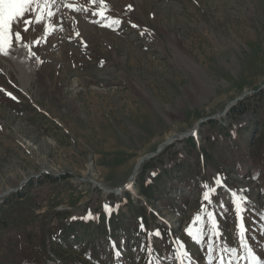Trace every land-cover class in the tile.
Wrapping results in <instances>:
<instances>
[{"label": "rangeland", "instance_id": "obj_1", "mask_svg": "<svg viewBox=\"0 0 264 264\" xmlns=\"http://www.w3.org/2000/svg\"><path fill=\"white\" fill-rule=\"evenodd\" d=\"M68 2L88 11L74 13L58 0L47 36L43 24L52 20L36 24L26 14L32 26L23 41L14 32L27 26L14 21L13 44L0 53V264H147L155 257L154 264H177L170 254L180 243L192 264H206L185 232L203 183L216 187L220 174L229 189L250 186L251 200L264 207V157L252 156L256 167L238 159L257 147L256 130L237 132L255 120L246 96L264 115V0H105L107 14L121 20L111 28L92 14L99 4ZM143 164L150 198L136 187ZM226 197L219 188L215 200ZM234 223L232 212L220 219L230 243ZM246 223L260 254V221L253 213ZM156 229L162 238H151L149 252L147 232Z\"/></svg>", "mask_w": 264, "mask_h": 264}, {"label": "snow or ice", "instance_id": "obj_2", "mask_svg": "<svg viewBox=\"0 0 264 264\" xmlns=\"http://www.w3.org/2000/svg\"><path fill=\"white\" fill-rule=\"evenodd\" d=\"M89 3L96 5L99 4L101 7L94 11L92 14L99 16L104 19L105 23L103 27H113L114 25L119 26L121 20L107 14L108 9L105 4V0H88ZM58 4V0H0V53L5 56L8 55V49L13 44V22L23 23L27 26L22 30L14 32V40L17 42L23 41L22 32H27L28 28L32 26L31 19H24L25 15H33L35 23L40 24L45 21L46 17L52 20V23L45 22L43 24L44 35L49 34V29L54 30L56 23V13L53 12V6ZM60 6L72 10L74 13L81 11L87 12V8L78 6L77 4L68 2V0H60ZM131 5L128 6L131 9ZM94 23H100L99 20L93 21ZM132 27H137L136 24H132ZM146 31V30H145ZM79 36V32L76 33ZM141 35H144L142 32ZM39 43V41H34ZM25 47L29 48V53L35 56V52L31 51L29 45L25 44ZM3 89H0L2 91ZM12 99H16L11 93H6ZM156 175V173H152ZM252 180L256 179V175H252ZM226 177L221 178L220 174H217L215 178L216 187H210L208 183L202 184V201L207 202L201 203L200 210L196 214L191 223L185 228V232L190 239L197 245H200L202 250L205 251L204 261L206 264H239V261H247V264H264V250L260 254L254 251L250 245L251 237L249 232L251 229L247 226L246 220L253 213L256 214V218L260 221L258 231L264 232V207H257L255 201H252L249 195L250 186H241L235 189H229L225 183ZM126 188H133V184L129 182L125 185ZM223 187L227 193V197L220 199L218 202L215 200L218 189ZM264 193V189H261ZM230 203V207L228 204ZM118 207V205L116 206ZM219 209V212L217 211ZM103 211L108 213L111 211L109 204L103 205ZM228 212L234 214V228L235 233L233 242L230 243L224 238V230L221 227L220 219L227 216ZM93 213L89 210V213L85 219L91 218ZM75 219V217H73ZM140 231L145 232V225L141 220ZM147 236L150 238L148 241L149 252L155 251L152 243V237L162 238V233L159 229L152 232H147ZM206 245V249L205 246ZM109 247L113 249L114 257L117 260H123V252L117 246L115 242H111ZM144 250L142 245L139 249ZM88 255V254H86ZM170 257L177 262V264H185L187 259L188 264H192V257L188 250H186L185 244L180 243L179 249L176 251L175 256ZM90 258V257H89ZM159 257L153 258L147 262V264H154V260H158Z\"/></svg>", "mask_w": 264, "mask_h": 264}, {"label": "trees", "instance_id": "obj_3", "mask_svg": "<svg viewBox=\"0 0 264 264\" xmlns=\"http://www.w3.org/2000/svg\"><path fill=\"white\" fill-rule=\"evenodd\" d=\"M253 99H254V96H253V94H251L250 96H246L244 101L248 100V102H247L248 104L246 105L245 109H246V111L249 109L250 112H252L253 119H255V120L252 119L253 122H250L248 124V126L244 127V129L237 128V132L245 130L247 132V134L251 135L250 132H248V131H249V126H252V128L256 130V135H257L255 140L253 141V145H255V146H256V144H258V145H257V147L253 146L255 148L253 150H249L245 154H244V152H240V155L238 156V159L240 161H242L244 166L245 165H247V166L253 165V167H256V164L259 163V162L258 161L255 162V160L252 161V159H251L252 156H254L255 158L256 157H259V158L260 157L261 158L264 157V148H263L264 147V115H263L262 118L260 116H257V115H259L258 112H259V109H260L261 105L259 103H257V102H255V103L250 102L251 100L253 101ZM242 102H243V100H242ZM240 103H238V106L241 105ZM235 111H236V109L232 108L231 112H229V116L235 115ZM215 123H216L215 121L211 120L209 122V125H215ZM242 139H244V141L247 140V142H248L249 137H247V138L245 137V138H242ZM189 141H190V143L192 142V144H194L193 137L189 138ZM260 145H262V146H260ZM175 165L178 167V171H180V169H179L180 167L178 166L179 164H175ZM148 166H149V164H143L142 165L141 171L139 173L138 180L136 181V187L139 189V192L141 193V195H144L145 197L150 198V196H152L151 195V191H148V190H150V186L148 184H144V180H143L145 178L144 173H145L146 169L148 168ZM173 170L174 169L172 168V171ZM183 173H184V175L186 174V172H183ZM31 183L32 182L28 183V187H30L29 185ZM134 185H135V183H134ZM23 193L24 192L18 191V192H16L14 194V196L18 197V198H21V197H23ZM125 197L127 198V202L130 200V202H128V204L131 207L130 194L128 192H126V196ZM139 209H142V208H139V206L135 205V207L132 209L133 210L132 212L136 213V217L137 218L143 220L145 218V214H143ZM112 221L113 222H117L116 219H114L113 217H110L109 223H111ZM69 227H70V230L73 229V226H69ZM103 231H105V230H103ZM114 231L116 232L115 234H121V231H122L121 226H115ZM73 236H77V235L73 234ZM94 251H96V250H94Z\"/></svg>", "mask_w": 264, "mask_h": 264}, {"label": "bare ground", "instance_id": "obj_4", "mask_svg": "<svg viewBox=\"0 0 264 264\" xmlns=\"http://www.w3.org/2000/svg\"><path fill=\"white\" fill-rule=\"evenodd\" d=\"M171 138H166L162 144H166V143H169L171 140ZM146 158V156H141L139 158H137L136 160V163H135V166L133 168V171L131 173V175L128 177L127 181H126V184H128L129 182L132 183V181H134L133 179L135 178L136 174H137V171L140 167V164L141 162ZM148 158V157H147ZM125 186V185H124Z\"/></svg>", "mask_w": 264, "mask_h": 264}]
</instances>
